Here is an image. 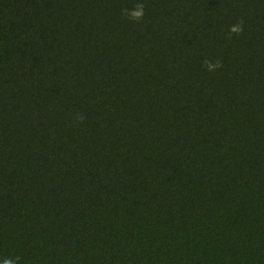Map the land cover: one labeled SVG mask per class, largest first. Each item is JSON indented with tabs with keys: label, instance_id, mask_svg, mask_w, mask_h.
<instances>
[{
	"label": "trees",
	"instance_id": "obj_1",
	"mask_svg": "<svg viewBox=\"0 0 264 264\" xmlns=\"http://www.w3.org/2000/svg\"><path fill=\"white\" fill-rule=\"evenodd\" d=\"M5 260L264 264V0H0Z\"/></svg>",
	"mask_w": 264,
	"mask_h": 264
},
{
	"label": "clouds",
	"instance_id": "obj_2",
	"mask_svg": "<svg viewBox=\"0 0 264 264\" xmlns=\"http://www.w3.org/2000/svg\"><path fill=\"white\" fill-rule=\"evenodd\" d=\"M139 10L138 11H134L131 13V16L133 19H140L143 16V5H138ZM242 31V27L240 25H236V26H232L230 28V32L232 33H240ZM207 63V62H206ZM216 67H219V62H217L216 64H208V69L214 70ZM4 264H11V261L9 260H5Z\"/></svg>",
	"mask_w": 264,
	"mask_h": 264
}]
</instances>
